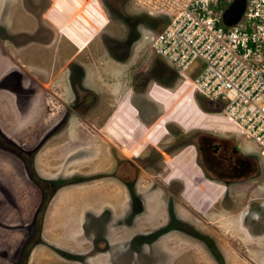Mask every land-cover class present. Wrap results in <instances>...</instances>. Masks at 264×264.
I'll return each mask as SVG.
<instances>
[{
	"label": "rangeland",
	"instance_id": "374dc122",
	"mask_svg": "<svg viewBox=\"0 0 264 264\" xmlns=\"http://www.w3.org/2000/svg\"><path fill=\"white\" fill-rule=\"evenodd\" d=\"M64 1L7 0L2 3L4 9L11 7L10 3L19 5L16 8L25 9L23 14L27 16H20V12L15 10V17L19 18L17 21L20 26L10 28L7 25L6 29L0 24V36L7 37L15 44L33 40L32 44L43 46V48H32L38 57L33 61L32 67H26V69L30 68L28 69L30 74L25 71L30 88L36 87L39 81L51 78L50 88L55 90L61 99L57 102L58 98L50 96V128L36 140L37 144L33 149L24 150L19 146L20 151L10 149L9 142L0 137V149L21 162L37 191V203L30 221L25 224L22 218L19 222L21 223L19 228L24 230L25 234L13 264H18L22 243L30 236L35 210L44 192L47 193V201L43 213L53 194H56L54 197L62 195L68 187L74 188V184L77 186V183H85L89 180H96L100 185L104 179L113 180L114 193L117 196L120 190H123L121 183L127 185L131 199L129 209L127 210V207L122 209L123 215L120 211L113 214L114 218L110 219L111 213L106 210L99 217L85 219V225L91 232L90 235L94 237L93 250L97 251L95 248L108 250L109 259L106 263H102L264 264V169L258 161L254 172L226 185L223 180H207L201 177L198 164L192 161V147L184 145L172 157L166 152L162 154L163 165L167 163L168 167L164 168L160 178L156 175V156L142 157L143 154L146 156L148 152H153L152 146L156 144L147 142L146 146L138 151L137 159L132 157L134 162L131 161L133 166L130 170H126L122 166L125 162L122 148L112 142L115 146L112 145L110 151L111 143L108 137L100 136L102 131L98 132L99 134L92 131L98 129L99 125L108 118L116 101L126 91L130 94L131 104L144 112L146 122L153 120L148 115L156 111L154 113L158 115L156 118L162 119L170 115L183 124L186 121L208 124L217 120L211 115H206L207 119L203 118L202 112L193 102L187 106L177 101L176 86L180 82L177 71L157 56H152L150 61L148 53L150 49L146 43L140 41L139 34L148 26H152L153 19L135 8L133 0H101L109 19L104 26L103 13L97 5V0L96 4H92L95 1H88L89 4L82 9L85 10L84 12L75 8L79 5H75L74 0ZM50 2H53L51 8L54 9V13L48 19L43 16V10ZM4 12L0 18H4ZM30 15L31 20L28 25L31 26L22 31L24 25L21 22ZM32 15L36 22L33 21ZM6 30L11 31L8 33ZM48 34L52 35V38ZM84 42L87 44L77 52L75 44L80 47ZM59 69L62 75L59 74L52 79L53 72ZM19 76L20 73H13L12 82L18 93H24L26 89L19 85ZM153 83L157 87L150 93L154 94L157 100L151 99L148 95ZM2 84L3 82H0V85ZM86 90L92 94V97L84 95ZM20 99L24 102L22 96ZM199 102L204 109L214 105V102L206 103L201 96ZM160 131H163L161 122L157 125V140L160 139ZM71 132L87 138L84 143H80L81 149L73 155L81 158L87 156V153L98 154L101 149L107 153V160H104L107 163L100 164L99 157L94 158L93 155L82 158L79 168L74 172H71L72 168H66L67 160H65L64 169L61 171H59L61 164L56 171L52 170L53 163L49 164L51 169L48 174L54 175L59 171L57 177L42 178L37 175L32 166L34 149L41 146L47 137L46 144L49 143L47 146L51 147L54 137L55 140L64 141L70 137ZM234 135L242 145L251 151L254 149V145L245 142L241 135ZM61 147L65 149L67 145ZM154 154L156 155L155 150ZM175 158L179 159V167L172 162ZM169 161L173 167H170ZM26 162L31 163L34 174L42 180L41 183L36 182L29 175ZM141 162L144 164H140ZM77 172H81V175ZM169 178L170 180L166 182L165 180ZM43 183H45L44 187ZM3 193L4 198L11 196L6 190L5 192L3 190ZM152 196L160 202L158 215H155V218H150L151 212L145 210V206L144 212H140L143 209L142 201L150 200L149 197ZM27 197H30L29 194ZM0 203L3 204V201ZM24 203L23 201L17 205L20 210L18 212L22 213V216L24 211H29V206L26 208ZM13 209L6 211L5 214L12 215ZM40 218L39 229L35 236L38 242L30 246L28 254L34 245L39 243L46 245V242L40 238L43 214ZM122 224L134 225L126 230ZM106 228H120L125 234L120 239L117 238L118 236L112 239ZM166 232L174 235L167 239ZM3 237L4 235H1L0 239H4ZM48 246L55 253L68 259H75L80 264H102L98 259H87L84 252L71 254L52 245ZM169 249L171 255L174 256V252L177 255L171 261L166 259ZM186 251L188 254L192 253L188 260H186Z\"/></svg>",
	"mask_w": 264,
	"mask_h": 264
},
{
	"label": "crops",
	"instance_id": "0c3cea01",
	"mask_svg": "<svg viewBox=\"0 0 264 264\" xmlns=\"http://www.w3.org/2000/svg\"><path fill=\"white\" fill-rule=\"evenodd\" d=\"M6 1L7 0H0V17H2L5 11L4 18H0V24L5 28L7 25H9L10 28L12 26H20L18 23L19 21H17L19 18L16 19L15 17V10L20 12V16H27L23 14L25 9L20 10L19 7V9H17L16 7L19 5H12V3H10L11 7L4 9L2 3ZM64 3L66 2L64 1ZM56 4L59 5L58 1H56ZM74 4H78V1L74 0ZM53 13L54 9L48 10L45 12V16L49 19ZM32 18L33 21H37L34 16ZM30 20L31 15L26 17L25 20H22L21 24L24 25L22 31L31 26V24L28 25ZM84 21L88 23L87 20ZM6 31L8 32L11 30ZM33 42V40H28L20 44H15L7 37L0 36V82H3V84L0 85V132L24 150L33 149V146L37 144L36 140L41 138L50 128V96L58 98L57 102L61 101L58 93L50 88L49 81L51 78L50 80L48 78L46 81H39L36 87L30 88L29 78L25 76V71L29 73L28 69L30 68L26 69V67H32L34 65L33 61L38 57V54L34 53L32 48H43V46H38L40 44H32ZM15 72L20 73L19 85L26 89L24 93H18L17 89L14 87L11 75ZM59 74L60 76L62 75L61 69L53 72L51 76L52 79L58 77ZM20 96L24 98V102L20 99ZM149 97L153 100H157L154 94H151ZM155 126L153 120L149 122L145 121L141 125V138L137 139L136 137H131V135L127 136L126 133L130 131L126 128L123 111L120 110L118 118H112L110 113L108 118L99 125L98 129L92 131L97 134L102 131L100 132V136L104 138L106 135L109 140L122 149L125 148L128 143H133L134 145L132 146L135 150L142 146L143 141L156 144L157 129H155ZM78 134L79 133L71 132L70 137L64 139V141L55 140L54 137V142L51 143V147L47 146L49 143L46 144L48 142L47 137L41 146L34 149L32 166L37 175L42 178L57 177L59 174L58 172L64 169L65 160H67L66 168H72L71 172H74L79 168L82 158L85 159L93 155H95L93 156L94 158L99 157L100 164H106L107 162H104V160H107V153L101 149L98 154L96 152L87 153V156H80L81 158H79L78 155H73L77 150L81 149L79 146L80 143H84L85 139H87ZM160 135H163V131H160ZM89 140L90 138H88V141ZM65 144L67 148L62 149L61 146ZM177 150L171 154V157L180 151ZM71 155L73 156L68 158V156ZM64 156H66V159H64ZM172 162L176 164L177 167L180 166L179 159L175 158ZM170 163L171 161H169L168 164ZM49 164L54 165L52 169L54 171L58 170L60 164L61 168L54 175H49L48 173L51 169ZM164 165V168L168 167L167 163ZM170 167H173V164H170ZM77 173L81 175V172ZM170 176L176 177L179 175ZM102 181L100 185L97 184L96 180L77 183V186L74 184V188L70 186L64 190L62 195L54 197L56 194H53L51 196L43 213L40 233V238L46 242V245L42 243L34 245L28 254L25 264H80V262L75 261V259H68L55 253L48 245H52L71 254H83L84 252L87 259H98L101 263H106L107 259H109L107 255L108 250L105 248H95L97 251L93 250L95 246L94 237L90 235L91 232L85 225V219L87 217H99L101 213L106 210L111 213L110 219L114 218L113 214L120 211L122 214V209L125 207H127V210L129 209L130 199L122 183L120 186L123 190H120V194L117 196L114 193L113 180L104 179ZM1 188H3L4 192L6 190L11 196L4 198V193ZM22 192H24L23 195ZM28 194L30 196L29 198L27 197ZM149 199L150 200L145 199L142 201L143 209L140 212H144L145 206V210L147 209L148 212H151V214H149L152 215L150 218H155L158 215L157 209L160 207V202L156 200L155 196L149 197ZM1 201H3V204L0 203V236L4 235V239H0V264H13V260L16 257V253L25 234L24 230L20 229L21 227L19 225L21 223L19 222L22 221V218H24L23 221L25 224L30 221L34 206L37 203V191L32 180L26 175L21 162L13 155L0 149V202ZM23 201L25 202L24 204H26V208L29 206V211H24V216H22V213H19L20 210L17 207V205ZM28 201L29 205H27ZM12 208H14L13 214L7 216L5 212L12 211ZM122 225H124L127 230L134 224ZM106 229V232L112 235V239L114 236H118L117 238L120 239L125 234L120 228ZM172 235L174 234L171 232L165 233L167 239L172 237ZM106 240L108 239L106 238ZM190 255H192V253L190 252V254H188L186 251V260H188ZM176 256L175 252L174 256L171 255L169 249L166 259L171 261L174 260ZM171 263L174 262H168L167 264Z\"/></svg>",
	"mask_w": 264,
	"mask_h": 264
},
{
	"label": "built area",
	"instance_id": "2783aa9c",
	"mask_svg": "<svg viewBox=\"0 0 264 264\" xmlns=\"http://www.w3.org/2000/svg\"><path fill=\"white\" fill-rule=\"evenodd\" d=\"M231 1L133 0V5L153 19L139 34L150 61L157 56L177 71L176 88L203 118L217 119L206 125L252 143L264 169V0H244L237 19L225 23L222 14ZM199 96L213 107L204 109Z\"/></svg>",
	"mask_w": 264,
	"mask_h": 264
},
{
	"label": "flooded vegetation",
	"instance_id": "af4514ba",
	"mask_svg": "<svg viewBox=\"0 0 264 264\" xmlns=\"http://www.w3.org/2000/svg\"><path fill=\"white\" fill-rule=\"evenodd\" d=\"M77 1V5L79 6H76L75 8L80 10L89 4L88 1H95V3H91L96 4V0ZM97 1L99 9L103 13L102 24L105 26L109 22V19L105 14V8L102 5L103 3L101 0ZM53 2H50L46 9L43 10L44 17H47L45 16V12L52 9L51 6ZM84 11L85 10H82V12ZM83 16H85V14ZM90 19L94 20L93 18ZM48 36L50 35L48 34ZM50 37L52 38V35ZM86 44L87 42H84L80 47L75 44L77 48L76 51L79 52ZM151 87L152 89L150 92L152 90H156V84L153 83ZM150 92H148L149 96L151 94ZM84 95L92 97V94L87 90L84 92ZM120 110L123 111V118L124 122H126V128L130 131L127 132L126 135H131V137H136L137 139L141 138V125L143 122H145L144 112L140 111L139 107L131 104L130 94H127V91L119 100L116 101V104L113 106V110L111 111V117L118 118ZM154 113L148 116L152 117L153 122L156 125L155 129H157V125H159L161 122L164 136L163 138L160 137L159 140H156V145L152 146L153 152H148L146 156L143 154L142 157L156 156V175H158V177L161 178L164 171V159L162 158V154L166 152V154L171 155L184 145H190L192 147L193 161L198 164L199 173L204 179H219L223 180L226 182V185H228L230 182L250 175L252 172H254L257 165V158L255 154L246 146L242 145L232 132H225L211 128L202 122L196 123L193 121H186V123L183 124L171 116L160 119V117L156 118L158 115H154ZM109 142L111 143L109 148L111 151V147L114 144L111 140ZM146 143L147 141H143L142 146L138 150H134L132 144H127V146L122 149L125 160V162H123L124 165L122 166H124L126 170H130V167L133 166V163L131 164L132 157L137 159L139 156L138 151L142 150V148L146 146ZM154 150L156 155L154 154ZM140 164L144 163L141 162ZM136 165L139 167L138 164ZM169 180L170 178L165 181L167 182ZM125 188L128 192L129 199H131L127 185H125ZM181 191L182 185L179 190L180 195Z\"/></svg>",
	"mask_w": 264,
	"mask_h": 264
},
{
	"label": "trees",
	"instance_id": "16d2710c",
	"mask_svg": "<svg viewBox=\"0 0 264 264\" xmlns=\"http://www.w3.org/2000/svg\"><path fill=\"white\" fill-rule=\"evenodd\" d=\"M202 105V104H201ZM208 107V106H207ZM0 137L3 139V140H6L7 142H9L10 146V149H16L17 151H20L18 148V146L12 142L9 138H7L6 136H4L1 132H0ZM27 164V167H28V173L29 175L32 177V179L36 180V182H42L41 179H39L35 174H34V171L31 167V163L30 162H26ZM76 179V178H75ZM45 186V183H43V187ZM46 196H47V193L44 192V194H42V197H41V200L39 202V205L38 207L36 208L35 210V216H34V220H33V223L31 224V232H30V236H28V238L26 240H24V242L22 243V246H21V250H20V255L18 257V264H24L25 263V259L28 255V251H29V248L32 244L38 242V238H35L36 236V231L39 229V221H40V217L42 216L43 214V209L45 207V204H46ZM33 240V241H31Z\"/></svg>",
	"mask_w": 264,
	"mask_h": 264
},
{
	"label": "water",
	"instance_id": "95a60500",
	"mask_svg": "<svg viewBox=\"0 0 264 264\" xmlns=\"http://www.w3.org/2000/svg\"><path fill=\"white\" fill-rule=\"evenodd\" d=\"M243 5H244V0L231 1L223 11L222 20L225 23H232L233 21H235L237 17L240 15L243 9Z\"/></svg>",
	"mask_w": 264,
	"mask_h": 264
},
{
	"label": "bare ground",
	"instance_id": "6f19581e",
	"mask_svg": "<svg viewBox=\"0 0 264 264\" xmlns=\"http://www.w3.org/2000/svg\"><path fill=\"white\" fill-rule=\"evenodd\" d=\"M177 91L179 94H177V101H180L184 105H189L192 102L190 101V98H187L186 95L184 94V90H180V88H177Z\"/></svg>",
	"mask_w": 264,
	"mask_h": 264
}]
</instances>
